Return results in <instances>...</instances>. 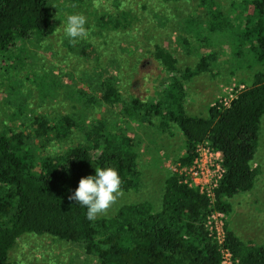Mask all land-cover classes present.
<instances>
[{
    "label": "trees",
    "instance_id": "1",
    "mask_svg": "<svg viewBox=\"0 0 264 264\" xmlns=\"http://www.w3.org/2000/svg\"><path fill=\"white\" fill-rule=\"evenodd\" d=\"M179 1L146 0L142 8L160 13V7ZM196 1L194 14L185 19L189 36L176 40L193 63L180 66L176 55L158 43L146 52L163 75L153 97L124 103L115 71H110L115 68L103 66L90 43L67 40L71 51L95 63L92 74L73 92L71 102L79 110L24 116L23 129L0 125V264H11L13 249L26 235L78 245L87 264H221L222 248L229 251L232 264H264V241L244 242L224 224L221 246L206 228L212 213L230 214L229 200L251 192L256 183L252 162L264 119V0H231L227 10L218 0ZM51 4L0 0V57L28 40L53 35ZM131 19L125 13L117 18L106 14L99 22L121 40V33L128 31L124 29L134 30ZM127 40L123 52H138L136 42ZM238 70L250 73L249 78L238 82L242 89L227 106H211L205 116L188 114V84L204 75L213 79ZM105 105L118 108L121 119L115 125L88 121L85 110ZM144 122L161 134L179 131L184 141L174 165L178 168L192 164L201 143L221 152L224 175L213 198L170 171L156 208L149 202L128 204L112 218L88 220L86 208L68 196L81 177L95 175L96 167L115 168L122 192L142 188L139 136L129 125ZM78 133L81 142L64 145ZM45 144L53 155L38 158L35 148Z\"/></svg>",
    "mask_w": 264,
    "mask_h": 264
},
{
    "label": "rangeland",
    "instance_id": "2",
    "mask_svg": "<svg viewBox=\"0 0 264 264\" xmlns=\"http://www.w3.org/2000/svg\"><path fill=\"white\" fill-rule=\"evenodd\" d=\"M145 1L51 0L55 27L53 35L40 40H28L5 57H0V125L23 129L26 127L24 116L50 112L66 115L79 110L71 102L73 92L84 83L83 79L88 74H92L95 63L81 59L67 47L66 41L70 38L64 34L63 27L67 16L73 13L86 16L90 36L80 41L93 46L103 66L115 68L110 71H115L119 94L124 103L132 98L148 100L160 88L162 72L146 53L150 49L152 51L155 43L171 50L180 66L191 65L194 58L188 57L176 40L189 36L185 19L194 14L197 1L180 0L160 7L157 11L161 12L154 14L142 8ZM218 2L227 10L231 0ZM122 13L132 18L134 30L124 29L128 31L122 32V39L118 40L112 31L101 27L99 19L106 14L117 18ZM127 39L136 42V46L140 47L138 52L133 49L130 53L123 52ZM249 74L238 70L230 76L223 71L213 79L209 75L194 79L187 86L185 107L188 114L205 116L209 107L221 103L225 105L242 88L238 82L248 80ZM117 109L116 106L105 105L87 109L84 114L88 121L104 120L108 121L109 126L121 119ZM129 126L139 136L138 163L143 175V186L138 191L122 192L109 212L96 219L112 218L120 207L128 204L149 202L156 208L161 198V183L167 172H173L176 159L183 154L184 140L178 130L173 129L171 135L161 134L155 126L145 122L139 126ZM80 137L81 134H75L64 145L81 142ZM35 152L38 158L53 155V149H47V144L44 147L37 145ZM252 168L258 171L254 188L249 193L238 194L229 200L231 211L225 215L223 222L240 240L260 244L264 241V119ZM86 261L78 245L46 236L22 237L10 255L11 264H87Z\"/></svg>",
    "mask_w": 264,
    "mask_h": 264
},
{
    "label": "clouds",
    "instance_id": "3",
    "mask_svg": "<svg viewBox=\"0 0 264 264\" xmlns=\"http://www.w3.org/2000/svg\"><path fill=\"white\" fill-rule=\"evenodd\" d=\"M86 24L87 18L82 13L67 16L63 31L72 44L89 38L90 30ZM122 194L119 172L113 167H96L95 175L81 177L78 187L68 196V200L85 207L86 218L92 221L98 216L106 215Z\"/></svg>",
    "mask_w": 264,
    "mask_h": 264
},
{
    "label": "built area",
    "instance_id": "4",
    "mask_svg": "<svg viewBox=\"0 0 264 264\" xmlns=\"http://www.w3.org/2000/svg\"><path fill=\"white\" fill-rule=\"evenodd\" d=\"M233 98H231V100ZM228 103H225V106H227ZM195 153L196 157L189 167L178 168V166H175L173 172H179L183 176L184 182L188 187L196 188L200 193L212 199V191L218 188L224 175L222 154L219 151L213 150L208 143L199 144L196 147ZM224 217V214L214 212L208 217L206 222V228L210 236L221 246L224 243ZM221 254V264H232L231 255L226 248L221 249Z\"/></svg>",
    "mask_w": 264,
    "mask_h": 264
}]
</instances>
